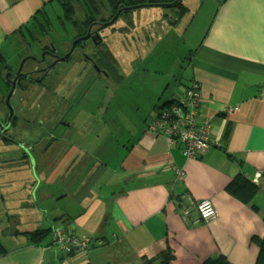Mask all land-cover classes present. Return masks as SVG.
<instances>
[{"label":"crops","instance_id":"1","mask_svg":"<svg viewBox=\"0 0 264 264\" xmlns=\"http://www.w3.org/2000/svg\"><path fill=\"white\" fill-rule=\"evenodd\" d=\"M51 1L0 0L4 57L24 38L19 31L30 27L32 17ZM211 6L213 15L200 36L199 21L193 20L187 29L188 80L181 79L164 97L165 85L150 101L151 111L129 119L133 127L120 151L121 161L101 187L110 195L91 193L88 201L86 195L77 196V201L83 199L77 212L64 205L54 218L57 222L50 223L73 235L100 239L103 245L63 256L48 240H26L5 248L0 264H139L141 258L167 248L174 256L169 264H202L217 256L229 264H255L258 247L252 240L264 236V0H216ZM163 20L173 32L182 19L167 14ZM191 81L200 86L199 122H209L212 141L195 159L183 157L178 145L170 146L164 137L145 129L155 107L179 98ZM79 154L83 153L75 150V161ZM109 154L104 150L93 161L89 156L84 169H107ZM238 173L259 188L250 204L225 191ZM202 200H210L218 213L210 225L198 221L196 204Z\"/></svg>","mask_w":264,"mask_h":264},{"label":"rangeland","instance_id":"2","mask_svg":"<svg viewBox=\"0 0 264 264\" xmlns=\"http://www.w3.org/2000/svg\"><path fill=\"white\" fill-rule=\"evenodd\" d=\"M182 2L189 11L181 17L173 32L163 17L169 14L178 20L177 11L154 6L132 10L110 28L102 29L103 41L107 46L109 40L107 48L116 55L118 72L122 75L119 84L105 78L96 81L91 67L75 60L76 53L70 62H61L53 69L51 78L57 77V73L60 78L49 89L31 85L28 91L13 94L10 104L16 111L17 123L12 134L27 143L40 136L41 142L33 151L0 143V243L4 248L23 244L27 240L23 234L27 231L56 223L54 218L64 205L71 206L70 210L76 213L81 205L78 202L83 200L77 201V196L86 195L88 201L91 193L100 198L110 195L101 187L121 161L120 151L130 139L128 135L133 127L129 119L151 111L150 101L158 98L156 93H163L165 85L168 89L164 97L179 86L181 79L188 80L191 42L187 29L193 20L199 21L197 35L200 36L211 20L213 11L210 9L216 0ZM46 12L52 32L41 38L37 27L30 25L29 30L39 42L25 34L12 45L11 52L5 55L11 70L17 69L28 56L37 57L39 48L48 42L56 45L68 39L69 28L63 32L56 23L55 17L61 13L58 4L53 3ZM33 66L29 61L25 69ZM5 72L0 67V120L7 113L3 103L7 93L3 83ZM81 88L90 90L91 95L81 100L83 96L78 93ZM23 117L28 121L23 122ZM61 122H72L74 126L65 128ZM77 149L83 154L75 161ZM103 150L110 152L106 159L107 169H84L86 159L90 156L91 161L99 160ZM24 154L28 157H23ZM73 163L75 166L71 168ZM58 165L60 168L56 170ZM111 190L115 191H108Z\"/></svg>","mask_w":264,"mask_h":264},{"label":"trees","instance_id":"3","mask_svg":"<svg viewBox=\"0 0 264 264\" xmlns=\"http://www.w3.org/2000/svg\"><path fill=\"white\" fill-rule=\"evenodd\" d=\"M174 1L175 0H147V1L146 0H52L50 3H48V5L51 6L53 3L58 4L61 13L60 15H57L55 18L57 20L56 22L57 26H59L63 30V32H66L65 29L67 27L69 28L68 31L69 33L71 32L74 33L75 35H80L82 33H85L87 27L93 20H101L103 22L110 21L115 16L117 10L121 6L131 7L142 4H158V3L167 4V3H172ZM164 9L177 11V19L183 17L188 11L186 7L183 5L182 1H180L175 6ZM127 14H130V11L123 12L120 15L119 19L125 18ZM30 25H34L35 27H37L38 33L42 38L47 34H49L50 32H52L53 30L52 23L49 20V16L47 15L45 7L39 10L32 17ZM29 29L30 28L26 26L24 27V30H20L19 33L20 34L23 33V35L28 34L30 36V39L33 41L35 39ZM102 49H103L104 69L106 70L109 79L110 80L112 79V81L114 80L116 84H119L122 81V77L118 72V63L116 57L111 53V51L107 48L105 44H103ZM0 67L3 68L5 71L8 69L5 57L1 52H0ZM3 83L6 87V91L8 92V85L5 83L4 79H3ZM190 83H188L186 87H184V90L179 98L172 99L168 102H162L160 105L155 107V114L153 118L147 123L145 128L147 133H149L148 131L149 127L152 125V123L155 120L158 119V116L161 112L170 109L172 107H175L177 109L181 107L180 100L185 96L187 87L190 85ZM192 110L193 109L190 108H186L183 110L181 109L182 113H190ZM199 110H200V106L197 109V116H196L198 122H199ZM157 133L160 134V132ZM100 146L102 145L100 144ZM258 190H259L258 186L252 181L248 180L241 173L236 174V176L233 177L232 180L225 187L226 193H228L231 197H233L234 199L245 205L251 203L252 199L258 193ZM252 209L256 212L258 210L255 205H252ZM262 221L264 223V216L262 218ZM52 231H53V227H48L39 230L36 229L24 233L23 236H25L28 242L31 244H42L44 241L47 240L51 243ZM252 241L258 247V255L255 264H264V236L261 239L253 238ZM6 253H7L6 249L0 243V257L4 256ZM173 258L174 256L172 252L169 250V248H167L166 250L160 252L159 254H157L152 258H146V257L141 258L139 264H169L173 260ZM202 264H229V263L223 256H217L215 258H210L205 260Z\"/></svg>","mask_w":264,"mask_h":264},{"label":"built area","instance_id":"4","mask_svg":"<svg viewBox=\"0 0 264 264\" xmlns=\"http://www.w3.org/2000/svg\"><path fill=\"white\" fill-rule=\"evenodd\" d=\"M180 101L179 109L172 107L161 112L148 131L154 136L164 137L170 146L178 145L184 157L195 159L212 144L209 122H198L196 117L202 101L199 84L191 82ZM185 107L193 110L190 113H182L181 109H186ZM196 212L198 221L204 225H210L218 219V213L210 200L199 201L196 204ZM51 245L61 255L70 256L91 246H102L103 242L89 236L73 235L58 226L53 227Z\"/></svg>","mask_w":264,"mask_h":264},{"label":"flooded vegetation","instance_id":"5","mask_svg":"<svg viewBox=\"0 0 264 264\" xmlns=\"http://www.w3.org/2000/svg\"><path fill=\"white\" fill-rule=\"evenodd\" d=\"M104 23L101 20H93L89 26L87 27L85 33H82L80 35H75L74 33H71L68 37V39H63L58 42V44L50 43L48 42L45 44L43 47H40L39 49V55L37 57L34 56H28L33 58L31 62L34 63V66L30 69H25V65L27 62L24 63L21 71L19 72V75H27V78H23L22 76L17 79L16 81V88L13 94H15L17 91L20 93L26 92L29 90V86L31 85H39L44 87V89H49L50 85L55 83V80L57 78H60V74L57 73V77L51 78V72L53 69L59 64L60 59L65 57L67 54L71 52L72 49V44L80 39L83 38L90 32V38L86 41H81L77 43L76 47L74 50L71 52L70 57L68 60L64 61L65 63L70 62L74 57L73 55L78 53L77 56L75 57V60L77 62H84V64L88 65L91 67V69L94 71V77H96V81H100L105 79L109 80V76L106 73V70L104 69L103 65V49L102 46L103 44L106 45V43L103 41V36L101 34L102 29L101 24ZM97 33V35H96ZM34 37L35 42H39V38ZM100 38V41L98 39ZM42 38V37H41ZM94 38V39H92ZM104 42V43H103ZM69 45V47H68ZM102 45V46H101ZM77 51V52H76ZM20 65L18 66L17 69L11 70L9 67L5 72V76L7 74H10L11 76L8 78V80L5 79V83L8 85V90L10 88V82L14 80V74L18 72ZM92 77V76H91ZM112 80V79H111ZM46 82V83H45ZM114 82V80H113ZM115 83V82H114ZM45 84V85H43ZM103 85V84H101ZM79 95H82L83 100L86 95H91V91L88 90L86 91L84 88H81L80 91L78 92ZM102 99H99L101 102ZM18 101L20 99L18 98ZM86 105L88 103V100L85 101ZM100 102L98 104H100ZM8 111L3 118V120H0L2 124L6 123ZM56 115L55 111H53V115ZM23 122L28 121L25 117H23ZM17 123V115L16 111L14 109V117L12 119V122L10 124V127L8 130H6L3 133V138L0 137V143H2L4 146H13L15 148H21V149H26L27 151H33L37 146L40 144V136L39 139L36 141H32L30 143L23 142L20 139H17L15 135L12 134V130H14V127ZM63 123V126L65 128H70L71 125L74 126L72 122H61ZM29 155V153H28ZM23 157H28L26 154L23 155Z\"/></svg>","mask_w":264,"mask_h":264},{"label":"water","instance_id":"6","mask_svg":"<svg viewBox=\"0 0 264 264\" xmlns=\"http://www.w3.org/2000/svg\"><path fill=\"white\" fill-rule=\"evenodd\" d=\"M180 1L182 0H175L174 2L172 3H162V4H142V5H137V6H131V7H124V6H121L115 16L108 22H104L101 24V28H108L110 26H112L113 24L116 23V21L119 19L120 15L123 13V12H129V11H132V10H135V9H140V8H145V7H150V6H154V7H160V8H170L172 6H175L176 4H178ZM97 35V33H96ZM98 36V35H97ZM90 38V32H88V34L86 36H84L83 38H80L78 40H76L73 44H72V49H71V52L74 50V48L76 47L77 43L81 42V41H86ZM94 39V38H92ZM99 41H100V38L98 37ZM67 54L65 57L61 58L60 59V62H64L66 60L69 59L70 57V54ZM34 60L33 58L31 57H26L25 59L22 60L21 64H20V67L18 69V72H16L14 74V80L10 82V88L4 98V105L8 111V115H7V119H6V123L5 124H2L1 121H0V137L3 138V133L8 130V128L10 127V124L12 122V119L14 117V108L12 107V105L10 104V100L13 96V93L15 91V88H16V81L17 79H19L21 76L23 78H27V75H19V72L21 71L23 65L25 62L27 61H32ZM11 75L10 74H7L5 79L8 80V78L10 77Z\"/></svg>","mask_w":264,"mask_h":264}]
</instances>
